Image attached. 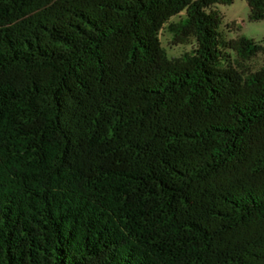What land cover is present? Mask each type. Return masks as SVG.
Wrapping results in <instances>:
<instances>
[{"label": "trees", "instance_id": "1", "mask_svg": "<svg viewBox=\"0 0 264 264\" xmlns=\"http://www.w3.org/2000/svg\"><path fill=\"white\" fill-rule=\"evenodd\" d=\"M233 2L0 0V264H264V68L230 54L264 47L224 37Z\"/></svg>", "mask_w": 264, "mask_h": 264}, {"label": "rangeland", "instance_id": "2", "mask_svg": "<svg viewBox=\"0 0 264 264\" xmlns=\"http://www.w3.org/2000/svg\"><path fill=\"white\" fill-rule=\"evenodd\" d=\"M213 9L218 11L223 18L221 32L227 40L246 38L254 40L264 47V19L250 20L251 9L247 0H234L231 5H217ZM185 17V12L173 17L160 31L159 39L169 60L183 59L186 55L191 54L196 47L193 39L187 44L178 43L171 30L173 24L179 23ZM230 54L231 61L242 71L244 76L264 68V52L248 62H243L236 53Z\"/></svg>", "mask_w": 264, "mask_h": 264}]
</instances>
